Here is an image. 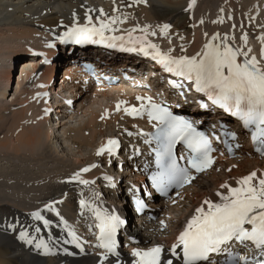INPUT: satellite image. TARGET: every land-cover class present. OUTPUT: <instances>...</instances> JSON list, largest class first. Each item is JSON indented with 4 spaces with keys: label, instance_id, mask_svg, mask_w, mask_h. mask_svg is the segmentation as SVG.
I'll use <instances>...</instances> for the list:
<instances>
[{
    "label": "bare ground",
    "instance_id": "bare-ground-1",
    "mask_svg": "<svg viewBox=\"0 0 264 264\" xmlns=\"http://www.w3.org/2000/svg\"><path fill=\"white\" fill-rule=\"evenodd\" d=\"M88 17L99 26L116 17L110 31L145 38L142 44L151 42L172 57L196 56L209 42L222 45L227 36V43L264 64V53L254 51L264 46V0H195L194 4L192 0H0V264H135L134 249L153 247L162 249L160 264H184L179 246H173L195 210L201 206L207 210L206 199L219 202L217 192L227 195L222 184L236 187L237 180L253 171L264 176V157L245 155L249 145L244 141L237 156L214 155L210 169L192 175L190 185L177 196L152 199L149 209L138 214L129 187L135 184L141 190L145 180L140 162L148 153L140 132L148 130L152 120L146 107L134 116L125 109H140L147 100L137 97L149 96L121 84L91 88L80 81L67 102L51 101L59 88L55 83L59 67L62 73L72 67L59 58V49L51 57L49 43H57L54 34L86 25ZM164 25H169L166 34ZM216 34L221 39L212 40ZM43 57L52 63L46 65ZM17 62L21 71L14 83L11 68ZM66 73L68 77L73 72ZM191 98L184 107L197 113ZM113 135L121 138L124 149L132 144L145 151L119 169L115 153L97 154ZM133 164L139 172L133 171ZM85 168L89 171H82ZM76 173L90 183L71 181ZM111 173L116 174L112 180ZM93 211L127 216V248L120 244L113 256L96 248L89 231ZM35 212L43 219H37ZM41 242L47 248H37ZM196 264L224 263L212 255Z\"/></svg>",
    "mask_w": 264,
    "mask_h": 264
},
{
    "label": "snow or ice",
    "instance_id": "snow-or-ice-1",
    "mask_svg": "<svg viewBox=\"0 0 264 264\" xmlns=\"http://www.w3.org/2000/svg\"><path fill=\"white\" fill-rule=\"evenodd\" d=\"M194 3L195 0H192V4ZM116 22L117 18L113 17L109 22L101 21L100 26L97 27L92 24L91 17H88L86 25L69 29L62 39L71 38L76 43L98 42L93 40L94 36H99V42L106 39L122 40L124 38L120 36H105V31L113 30L111 26ZM168 28L169 25L163 26L165 34ZM143 39L137 38V42ZM217 39H221L219 34L212 37V40ZM228 39L224 36L222 45L209 42L201 53L191 57L176 58L167 53H161L158 46L151 42L147 43V47L156 50L154 58L159 57L160 63L165 64L167 71L194 81L197 91L207 93L210 99L221 107L227 108L228 111L234 110V114L240 116L246 126L254 125L255 131L252 138L264 145V64H261L255 56L248 57L247 52L227 43ZM243 39L246 42V35ZM145 54L149 53L145 52ZM238 57L243 59L238 62ZM173 84L176 87L183 86L176 84L175 81ZM137 99L147 100L151 106L149 115L160 123L154 137L160 145L157 163L162 171L154 177L158 185L175 184L182 187L194 179L189 174V168L180 167L174 155L175 146L181 142L194 153L190 158L192 169L202 172L211 167L213 160L210 153L213 149L202 132H197L189 121L173 116L166 108L155 104L151 97H137ZM119 107L117 105V110ZM144 108L145 105L142 104L140 109L132 107L126 108L125 111L129 115H140ZM116 144L117 141L109 140L97 154L101 155L105 150L111 152ZM82 171L87 172L89 169L85 168ZM71 179L80 180V173H76ZM80 182L90 183L87 180H80ZM236 184V187H231L227 183L222 184L221 188L227 189L228 194L222 195L217 192L216 195L220 197L219 202L206 199L203 204L207 205V210L203 206L198 207L195 210L196 215L188 221L184 231L180 233L179 244L174 245L173 249L183 246L184 264H196L197 261L207 260L210 253L219 251L222 245L233 239L241 243L250 241L257 249L264 250V176L258 177L256 171H253L237 180ZM84 203L81 201L82 205ZM46 207L51 209L53 205L49 204ZM33 215L37 219H43L39 212ZM97 215L99 216V213ZM118 222V217L110 216L105 218L101 225L102 237L105 238L103 246L109 251L114 250L112 237ZM24 235L26 234H22V238ZM42 246L47 248L43 242L36 245L37 248ZM161 251L160 247H153L147 251L134 249L132 255L137 257L135 264H160ZM240 261L250 264L246 256L232 257L234 264H239ZM168 264L172 262L168 261Z\"/></svg>",
    "mask_w": 264,
    "mask_h": 264
},
{
    "label": "rangeland",
    "instance_id": "rangeland-1",
    "mask_svg": "<svg viewBox=\"0 0 264 264\" xmlns=\"http://www.w3.org/2000/svg\"><path fill=\"white\" fill-rule=\"evenodd\" d=\"M19 64V62H17L16 64H15V67H14V78H13V82L15 83L17 80H18V72H19V70L21 71V67L18 65ZM63 70V69H62ZM62 70H61V67H59V69H58V71H57V75H59L60 73H62ZM13 92L11 91V94H12ZM11 98V95H9V97H8V99H10ZM54 114V113H53ZM53 118V117H52ZM50 121V120H49ZM2 135V134H1ZM0 135V136H1ZM115 167H117V164H116V162H115ZM111 174H113L114 175V177H115V173H111ZM112 175V176H113ZM123 245V244H122Z\"/></svg>",
    "mask_w": 264,
    "mask_h": 264
}]
</instances>
